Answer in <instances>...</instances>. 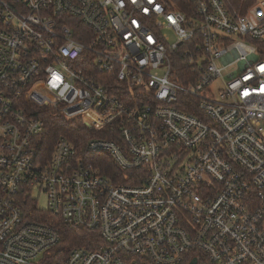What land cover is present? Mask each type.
<instances>
[{"label": "built area", "instance_id": "1", "mask_svg": "<svg viewBox=\"0 0 264 264\" xmlns=\"http://www.w3.org/2000/svg\"><path fill=\"white\" fill-rule=\"evenodd\" d=\"M237 5L0 0V264H264V0ZM44 108L111 138L46 157ZM41 194L100 243L54 259L58 230L22 210Z\"/></svg>", "mask_w": 264, "mask_h": 264}, {"label": "trees", "instance_id": "2", "mask_svg": "<svg viewBox=\"0 0 264 264\" xmlns=\"http://www.w3.org/2000/svg\"><path fill=\"white\" fill-rule=\"evenodd\" d=\"M229 8L235 7L243 10L244 6L238 7L239 0H227ZM191 67L183 63L181 58H174L171 65L170 77L180 83H186L184 77L186 73L190 72ZM181 97H188L183 94ZM177 107L187 112L197 113L195 107H186L182 104H177ZM39 115L44 119V130L37 138L39 150L43 151L44 155L48 157L51 153L53 144L58 137H65L76 148L78 153H83L85 142L91 137H103L110 139V135H105L103 131H97L92 128H88L79 117L66 119L63 116L55 113L47 108L40 109ZM89 159L95 162L103 173V175L111 176L114 179L121 177V174H125V170L119 169L115 162L105 153H97L90 156ZM115 180V179H114ZM120 182H127L122 177ZM117 182V181H116ZM24 218L28 220L40 221L51 224L59 233V242L51 250L52 252L60 253L54 259H63V256L74 247L90 248L100 243V238L95 231H89L84 228H73L65 224L58 217L50 215L47 211L40 208L37 205V201L26 197L24 204L22 205ZM53 259V260H54Z\"/></svg>", "mask_w": 264, "mask_h": 264}, {"label": "rangeland", "instance_id": "3", "mask_svg": "<svg viewBox=\"0 0 264 264\" xmlns=\"http://www.w3.org/2000/svg\"><path fill=\"white\" fill-rule=\"evenodd\" d=\"M158 73H161V71H159ZM211 87H212V90L214 92V96H218L219 94V91L218 89L221 87L219 85V82H213L211 84ZM37 205L40 207V208H44L46 206V199H45V196L43 194L39 195L38 196V199H37Z\"/></svg>", "mask_w": 264, "mask_h": 264}, {"label": "water", "instance_id": "4", "mask_svg": "<svg viewBox=\"0 0 264 264\" xmlns=\"http://www.w3.org/2000/svg\"><path fill=\"white\" fill-rule=\"evenodd\" d=\"M194 261H195V259H193V260L190 262V264H193V263H194Z\"/></svg>", "mask_w": 264, "mask_h": 264}]
</instances>
